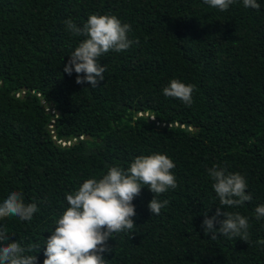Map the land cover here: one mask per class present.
<instances>
[{
    "label": "trees",
    "instance_id": "obj_1",
    "mask_svg": "<svg viewBox=\"0 0 264 264\" xmlns=\"http://www.w3.org/2000/svg\"><path fill=\"white\" fill-rule=\"evenodd\" d=\"M257 3L221 11L204 0H0V203L20 191L38 208L30 221L0 220L9 233L0 245H33L25 254L43 264L67 194L109 167L161 153L176 165L177 187L141 188L136 225L107 241L106 264H264L256 243L264 217L255 213L264 204V0ZM92 14L130 24L132 41L99 58L106 71L96 87L63 71L84 38L65 21L82 27ZM171 79L195 85L191 106L163 94ZM213 165L243 175L251 201L220 206ZM153 196L169 201L159 215L148 208ZM217 208L248 219L247 242L205 234L202 222Z\"/></svg>",
    "mask_w": 264,
    "mask_h": 264
},
{
    "label": "clouds",
    "instance_id": "obj_2",
    "mask_svg": "<svg viewBox=\"0 0 264 264\" xmlns=\"http://www.w3.org/2000/svg\"><path fill=\"white\" fill-rule=\"evenodd\" d=\"M236 0H204L210 7L227 10ZM244 7L259 9L257 0H242ZM66 29L74 36L84 37L68 56L63 71L77 74L75 82H87L96 87L104 80L105 65L98 61L109 51L123 52L129 49L132 41L128 39L131 25L122 23L114 15H89L84 25L78 26L72 20L65 21ZM83 73V76L80 74ZM163 94L178 98L186 106L193 103L195 85L186 84L179 79H171ZM175 163L166 154L154 153L134 158L128 168L118 166L108 168L102 178L85 179L76 191L66 195L68 207L55 222V227L45 240L43 264H106L103 253L110 251L107 241L114 233L131 232L136 225V215L132 203L139 196L142 187L152 193L162 194L177 187L176 177L171 171ZM215 181L212 185L219 198L220 206L237 207L250 202L251 194L246 193L247 181L240 173H229L223 167L213 165L207 169ZM168 200H158L154 196L148 203L151 214L159 215ZM38 211L36 203H25L23 193L11 191L0 203V220L17 217L21 221H30ZM256 218L264 217V204L255 208ZM220 227H213L216 216ZM248 219L239 213L221 211L202 222V229L211 238L217 233L229 238L239 237L247 242ZM9 233L0 226V241L7 240ZM264 245V239L256 241ZM34 246L22 247L14 241L6 246L0 245V264H37ZM36 253V252H35Z\"/></svg>",
    "mask_w": 264,
    "mask_h": 264
},
{
    "label": "water",
    "instance_id": "obj_3",
    "mask_svg": "<svg viewBox=\"0 0 264 264\" xmlns=\"http://www.w3.org/2000/svg\"><path fill=\"white\" fill-rule=\"evenodd\" d=\"M149 118H150V117H149ZM149 118H148V119H149ZM188 128H189L188 125H185V126H184V129H188ZM78 137H81V136H78Z\"/></svg>",
    "mask_w": 264,
    "mask_h": 264
}]
</instances>
